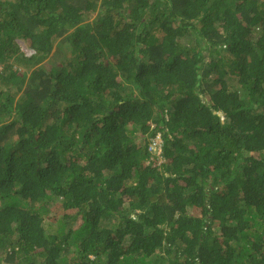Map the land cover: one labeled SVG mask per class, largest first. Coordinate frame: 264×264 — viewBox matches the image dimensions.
<instances>
[{
  "label": "trees",
  "instance_id": "16d2710c",
  "mask_svg": "<svg viewBox=\"0 0 264 264\" xmlns=\"http://www.w3.org/2000/svg\"><path fill=\"white\" fill-rule=\"evenodd\" d=\"M0 264H264V0H0Z\"/></svg>",
  "mask_w": 264,
  "mask_h": 264
},
{
  "label": "rangeland",
  "instance_id": "374dc122",
  "mask_svg": "<svg viewBox=\"0 0 264 264\" xmlns=\"http://www.w3.org/2000/svg\"><path fill=\"white\" fill-rule=\"evenodd\" d=\"M95 17V14L91 16L90 20L91 21L92 19H94ZM19 47L21 49V52L23 54H25L26 56H31L32 52L31 50L26 46V44L24 42H20L19 43ZM59 52L61 51V45L59 44V42L57 41V43L55 44L54 46V49H53V53L51 54V56L49 57V59H47L44 63H43V66L45 69H49L52 65H56L57 62H56V58L58 57V54L55 53V52ZM53 55V56H52ZM151 160V158L149 159ZM152 161L156 162L155 159H153ZM157 164V163H156ZM146 165H147V162H146ZM52 204L50 205V208H51ZM55 208L57 209V205H55ZM56 209L52 208V209H49L51 210L48 215H46V221H49L51 223V227L48 229V232L50 233H53L55 231V228L54 227H58L57 225L59 223H63L64 225L68 224V221H61V222H58L61 219V214L59 212L56 211ZM191 215H196V211L193 210V211H190ZM60 219V220H59ZM75 227L78 226L80 224V219L77 218L76 221H75ZM73 254V249L71 248L70 249V252L67 254L69 257H71Z\"/></svg>",
  "mask_w": 264,
  "mask_h": 264
},
{
  "label": "built area",
  "instance_id": "2783aa9c",
  "mask_svg": "<svg viewBox=\"0 0 264 264\" xmlns=\"http://www.w3.org/2000/svg\"><path fill=\"white\" fill-rule=\"evenodd\" d=\"M149 150L154 152L155 158L160 157V152H161V137L160 135H157V137L152 141ZM154 157L151 158L153 160Z\"/></svg>",
  "mask_w": 264,
  "mask_h": 264
},
{
  "label": "clouds",
  "instance_id": "9594fccd",
  "mask_svg": "<svg viewBox=\"0 0 264 264\" xmlns=\"http://www.w3.org/2000/svg\"><path fill=\"white\" fill-rule=\"evenodd\" d=\"M155 160H156V162H154L152 160H150V161L154 162L155 164L157 163L156 166H160L162 163H164V160L161 157L155 158ZM147 165H148V162H147Z\"/></svg>",
  "mask_w": 264,
  "mask_h": 264
}]
</instances>
